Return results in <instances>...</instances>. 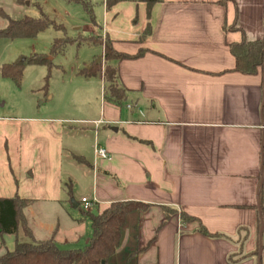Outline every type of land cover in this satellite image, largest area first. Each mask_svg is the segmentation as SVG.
Wrapping results in <instances>:
<instances>
[{"label":"crops","instance_id":"obj_1","mask_svg":"<svg viewBox=\"0 0 264 264\" xmlns=\"http://www.w3.org/2000/svg\"><path fill=\"white\" fill-rule=\"evenodd\" d=\"M105 3L91 35L130 55L113 62L126 98L77 115L0 113V197L30 201L31 239L45 240L43 229L65 234L62 247L82 245L72 248L92 236L83 196L98 203L93 212L145 203L127 215L108 264H264V65L236 70L230 47L264 38V0ZM96 144L109 156L96 157ZM34 205L56 208L69 226L35 218ZM22 232L0 236V256Z\"/></svg>","mask_w":264,"mask_h":264},{"label":"rangeland","instance_id":"obj_2","mask_svg":"<svg viewBox=\"0 0 264 264\" xmlns=\"http://www.w3.org/2000/svg\"><path fill=\"white\" fill-rule=\"evenodd\" d=\"M105 1L88 0L96 22L104 21ZM0 8L15 19L25 15L37 17L43 9L52 19L64 26V29L50 27L33 38H0V68L5 63L29 58L34 54L48 55L50 59V63L47 64H27L19 85L12 78H5L0 74V113L24 114L45 111L50 106L57 109L59 106L60 109H64V113L68 111L71 115H77L79 106L90 104L89 110L92 111V107L98 108L102 102L109 101L105 96L107 80H102L100 74L93 77L85 75L90 64L99 62L101 63L99 73L105 78L103 64L108 38L98 35L99 40L94 42L87 40L91 36L90 28L94 26V22L92 14L82 3H70L66 0H0ZM6 25L7 19L0 15V29ZM58 37H69L73 41L67 43L63 51L52 53V45ZM68 205L73 206L71 201ZM40 208L41 205H34L29 211L36 216L35 218L37 213H40L42 218L46 217L48 224L51 226L53 224L55 228L59 224L62 229L69 226V218L62 212L58 214L56 208L42 209L49 215H42ZM76 213L83 214L80 209ZM29 217L31 220V214ZM88 227L91 229L90 224ZM35 230L42 239L54 237L58 241V236H65L56 233L50 235L42 231L43 229ZM80 232L82 241L86 237L85 229H81ZM20 236L21 241L31 240L30 236L23 232ZM78 244L74 246L73 243L67 242L63 246L66 248L82 246Z\"/></svg>","mask_w":264,"mask_h":264},{"label":"trees","instance_id":"obj_3","mask_svg":"<svg viewBox=\"0 0 264 264\" xmlns=\"http://www.w3.org/2000/svg\"><path fill=\"white\" fill-rule=\"evenodd\" d=\"M67 2L82 3L92 14L88 0H66ZM120 0H106L107 6ZM151 8L161 0H142ZM227 0H221L225 3ZM0 15L7 19L6 27L0 29V38H33L50 27L63 28V24L52 19L43 9L37 17L25 15L15 19L10 17L2 8ZM89 41L99 40L94 35ZM69 37H58L51 48L52 53L63 51L67 43L72 42ZM98 43V42H97ZM231 52L236 57V70L246 74H256L259 67L264 65V38L257 40L244 39L231 44ZM143 52H139V56ZM105 96L108 100L121 104L126 98V89L118 84V69L114 61L130 57L126 53L117 51L108 39L105 53ZM50 63L48 55L34 54L24 60L5 63L0 68V74L5 78H12L18 85L21 83L27 64ZM101 63L95 62L86 71L87 75L99 73ZM30 201L20 196L12 198L0 197V236L7 233H17L20 224L26 233L32 236L30 227L26 224L24 209ZM147 205L140 201H114L100 212L88 211L92 224V236L85 248L62 247L54 237L45 240L32 238L31 240H17L14 249L8 250L0 256V264H108L110 258L119 248L123 235V227L127 215L133 211L144 209ZM193 219V217H187ZM203 231L205 229L203 228Z\"/></svg>","mask_w":264,"mask_h":264},{"label":"built area","instance_id":"obj_4","mask_svg":"<svg viewBox=\"0 0 264 264\" xmlns=\"http://www.w3.org/2000/svg\"><path fill=\"white\" fill-rule=\"evenodd\" d=\"M101 123V121H96V125L98 126ZM94 153L95 156L98 158H106L109 156V152L107 149L100 144H96L94 147ZM81 205L85 211H92L96 206L97 202L93 199H90L87 196H83L80 200Z\"/></svg>","mask_w":264,"mask_h":264},{"label":"water","instance_id":"obj_5","mask_svg":"<svg viewBox=\"0 0 264 264\" xmlns=\"http://www.w3.org/2000/svg\"><path fill=\"white\" fill-rule=\"evenodd\" d=\"M24 60V59H23Z\"/></svg>","mask_w":264,"mask_h":264}]
</instances>
